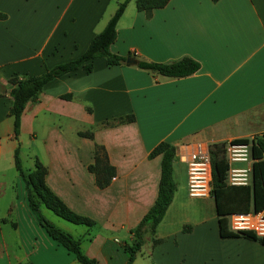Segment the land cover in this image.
<instances>
[{
	"label": "crops",
	"instance_id": "0c3cea01",
	"mask_svg": "<svg viewBox=\"0 0 264 264\" xmlns=\"http://www.w3.org/2000/svg\"><path fill=\"white\" fill-rule=\"evenodd\" d=\"M118 1L0 0L6 14L0 20V264H81L28 206L14 165L23 136L32 144L33 166L38 158L46 167L49 190L95 225L74 224L54 212L64 222L49 220L79 239L83 253L98 264L126 263L132 230L157 196L161 155L148 156L161 141L175 147L176 189L131 264H264L259 241L220 235L212 196L188 195L187 163L180 158L196 142L264 138V0H170L150 14L130 0L110 50L154 62L190 56L199 70L168 78L137 63L108 66L95 58L90 73L80 67L56 77L38 100L28 101L15 138L8 79L41 74L82 54ZM128 115L134 120L101 125ZM86 131L93 137L79 134ZM96 144L116 170L104 188L87 169ZM40 210L47 218L49 209Z\"/></svg>",
	"mask_w": 264,
	"mask_h": 264
},
{
	"label": "trees",
	"instance_id": "16d2710c",
	"mask_svg": "<svg viewBox=\"0 0 264 264\" xmlns=\"http://www.w3.org/2000/svg\"><path fill=\"white\" fill-rule=\"evenodd\" d=\"M130 0H119L113 15L108 19L103 29L96 33L87 49L74 59L59 63L51 68H45L44 72L37 75L28 73L15 74L8 79L11 85L7 94L11 97L12 104L10 115L13 118V132L16 139L20 134L21 116L28 101H36L43 87L52 79L73 72L80 67L87 73L92 71V60L104 58L108 66L121 65L127 57L113 53L110 46L116 40V25L126 5ZM170 0H135L136 9L150 14L153 9L164 7ZM217 2L218 0H211ZM6 18V14L0 11V20ZM137 66L148 72L168 78H181L189 76L200 68V63L190 56H183L170 62H154L148 60H137ZM4 90L0 84V96ZM71 99V94L61 96ZM90 111V109L88 108ZM133 115L122 116L111 121L102 122L101 125L108 126L131 122ZM80 135L92 138L93 132H79ZM236 142H250L251 154L254 158L252 163L251 184L248 186L227 185L225 182L228 164L225 156V143L210 146L212 161V193L216 213L218 215L219 232L222 237H246L259 241L264 245V237H258L251 231L233 232L228 228V215L231 213H246L259 211L264 208V138L256 137L252 140L238 139ZM161 155V172L158 184V192L153 205L141 218L137 226L132 230L134 241L126 247L127 260L125 264H131L139 251L144 235L149 232L154 234L158 223L162 220L166 209L170 205L176 184L173 179V161L175 158V147L167 141L159 142L149 153V158ZM14 165L18 171L26 191L28 206L35 215L38 223L46 233L58 244L72 252L81 264H98L94 258L83 253L80 240L70 233L58 228L48 220L41 212L40 206L54 212L57 216L74 224L93 227L95 221L89 217L82 216L70 210L55 194H53L45 183L46 167L38 159H34L33 169L26 171L23 168L19 156V148L14 151ZM89 172L94 174L96 184L100 188L108 186L116 175V170L110 164L106 150L101 145H95L94 161L87 166ZM188 226H184L187 229ZM158 240L152 238L155 244Z\"/></svg>",
	"mask_w": 264,
	"mask_h": 264
},
{
	"label": "built area",
	"instance_id": "2783aa9c",
	"mask_svg": "<svg viewBox=\"0 0 264 264\" xmlns=\"http://www.w3.org/2000/svg\"><path fill=\"white\" fill-rule=\"evenodd\" d=\"M225 156L228 164L226 184L250 185L254 161L251 143L229 141L225 143ZM180 158L187 163L188 195L190 197L211 196L213 176L210 146L203 142H196ZM228 228L233 232L251 231L258 237H264V208L259 211L229 214Z\"/></svg>",
	"mask_w": 264,
	"mask_h": 264
},
{
	"label": "rangeland",
	"instance_id": "374dc122",
	"mask_svg": "<svg viewBox=\"0 0 264 264\" xmlns=\"http://www.w3.org/2000/svg\"><path fill=\"white\" fill-rule=\"evenodd\" d=\"M31 145L32 144L29 142V140H27V138L25 136L21 137V149H20L21 155H20V157L22 160L23 168L26 171H28L29 169H31L33 167V157L31 154V152H32ZM47 213H48V216H47L48 220L49 219H51V220H62L59 217H57L52 211L48 210Z\"/></svg>",
	"mask_w": 264,
	"mask_h": 264
},
{
	"label": "water",
	"instance_id": "95a60500",
	"mask_svg": "<svg viewBox=\"0 0 264 264\" xmlns=\"http://www.w3.org/2000/svg\"><path fill=\"white\" fill-rule=\"evenodd\" d=\"M126 65L136 64L137 60L132 57H127L125 60Z\"/></svg>",
	"mask_w": 264,
	"mask_h": 264
}]
</instances>
